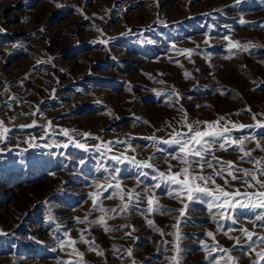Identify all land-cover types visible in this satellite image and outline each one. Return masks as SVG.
<instances>
[{
	"label": "rangeland",
	"instance_id": "obj_1",
	"mask_svg": "<svg viewBox=\"0 0 264 264\" xmlns=\"http://www.w3.org/2000/svg\"><path fill=\"white\" fill-rule=\"evenodd\" d=\"M241 19L244 24L239 23ZM262 24L264 0H241L239 4L235 0H0V28L4 29L0 32V120L12 129L7 145L12 150L0 156V233H4L0 234V264H64L71 251L60 248L59 241L67 239L65 231L85 253L83 264H132L133 259L136 264H170L171 245L167 249L161 245L174 241L167 233L177 231L172 226L181 205L166 195L167 187H149L156 182L151 169L119 165L125 192L155 193L158 203L173 211L168 215L109 212V227L130 224L138 231L131 239L124 237L128 228L106 234L103 227L88 223L101 215L91 211L89 194L97 191V185L108 183L109 173L101 161L113 165L94 150L85 152L71 143L65 149V138L58 130L88 132L105 142L127 141L135 149L126 152L127 156L141 161L154 157L156 167L166 171L165 154L174 149L153 145L146 137H166L171 129L165 124L176 126L181 105L191 120L226 116L251 125L252 114H264ZM229 40L249 42L250 47L233 49ZM174 91L183 97L179 104ZM37 109L38 114L31 115ZM33 121L41 126L52 121L49 131L54 134L41 140L43 128L21 129ZM233 134L238 138L248 130ZM252 134L255 140L247 143L249 150L257 142L264 145V129ZM33 136V144L40 147L24 143ZM75 138L83 142L82 136ZM99 143L87 141L89 146ZM124 147L116 144L113 151ZM216 155L226 161L239 159L232 151L221 150ZM261 156L264 152L253 151V157ZM167 159L174 171L179 170L175 160ZM238 166L251 168L247 163ZM217 183L223 185V180ZM119 195L103 200L102 206L118 208ZM147 207L146 203L136 205ZM192 209L179 229L181 264H209L201 246L202 242L214 244L208 231L214 232L221 246L232 247L234 241L218 231V224L225 230L237 229L228 233L233 237L241 235V227L264 235V229L253 226L254 213L239 206L231 214L235 225L222 219L219 210L210 213L206 203H196ZM86 215L85 223L77 222L76 218L84 220ZM148 220L165 235L149 226ZM85 228L91 229L85 238L94 240L103 256L79 242ZM129 249L133 257L126 255ZM233 255L242 253L237 249ZM71 259L79 264V258ZM240 264H252V260L244 257Z\"/></svg>",
	"mask_w": 264,
	"mask_h": 264
},
{
	"label": "snow or ice",
	"instance_id": "obj_2",
	"mask_svg": "<svg viewBox=\"0 0 264 264\" xmlns=\"http://www.w3.org/2000/svg\"><path fill=\"white\" fill-rule=\"evenodd\" d=\"M237 4L241 0H235ZM60 5H57L59 7ZM87 18V17H85ZM239 23L244 24L245 21L241 19ZM167 26V25H165ZM264 27V24L261 25ZM4 29L0 28V32ZM99 31V30H98ZM128 29V32H131ZM103 35V33H101ZM123 35V34H122ZM149 44L153 43L152 40L147 41ZM208 41H205L207 43ZM100 43L107 44V40H101ZM229 45L233 49H244L247 50L250 47L249 42L231 41ZM173 47H175L173 45ZM187 54H190L191 50H186ZM189 73H185V76H189ZM163 83V81H161ZM22 86V82H21ZM176 96V103L179 104L183 97L178 91L172 93ZM9 100L15 102L16 97H9ZM5 107H10L9 104H5ZM181 111V118L177 121L176 126H173L170 122H166L165 126L171 131L167 133L166 137H157L152 135L146 137L150 140L153 145H166L169 148H173L174 151L165 154L163 163L167 165L166 171L159 170L155 163L154 157H150L148 160H138L136 156H127L125 153L128 151H135L127 141H103L100 137L93 136L91 133H71L68 129H59L58 134L65 138V142L62 146L66 149L69 144H73L75 147L82 149L85 152L94 150L99 154L100 157L111 162L113 166L109 167L103 160L101 161L102 166L106 172L109 173L105 179L108 181L105 185H97V191L89 194V198L92 200L93 208L91 211H99L101 215L94 221H88L89 224H94L103 227L105 233L120 231L122 228H128L129 231L124 233L125 238H133V233L138 231L134 225L126 224L121 225L117 228H111L107 225V214L109 212L117 213H133L139 211L141 215H154L157 212L162 215H168L173 210L161 206L157 199L156 194L152 195L141 194L134 190L124 191L121 184V168L119 165L128 163L139 169H151L155 175L151 178L156 181L149 187L152 189H161L167 187L166 195L171 199L176 200L180 203L181 207L176 211L179 212V216L176 219V223L172 226L177 229L175 233H167L175 237L174 241H163L161 248L167 249L168 245H171L170 250L173 254L168 257L170 264H181V257L183 249L181 247V241L183 236L180 232V225L182 221L186 220V217L190 214L192 205L196 203H206L207 210L212 213L213 210H219V215L222 219H230L231 224L235 225L237 220L231 218V214L236 210L237 206L240 209H247L254 213V227L264 229V156L253 157V151L259 150L264 152V145L257 142L255 149L249 150L247 143H251L255 140V136L252 134L253 131H259L264 129V114L254 113L252 114L253 124L245 125L243 123H237L228 119L226 116H220L214 121H202V120H191L187 110L181 105L178 109ZM246 112H251L250 108L245 109ZM38 109L33 111L31 115H37ZM27 115V114H22ZM235 115H240L236 113ZM262 117L258 119L257 117ZM119 119V117H117ZM145 124L150 122L144 121ZM53 122L48 121L47 126L37 125L35 121L31 124L21 125V129H31L36 127L43 128L45 132L44 136H41V140H47L49 136L54 133L49 131L52 127ZM248 130L247 135L240 137L234 136V131L244 132ZM157 132H162V129H157ZM12 129L5 126V121L0 120V156L6 151H11L8 148L10 135ZM76 136H82L83 142L76 139ZM89 139L100 141L99 144L89 146L87 141ZM36 137H31L30 140H25L24 143L30 146L40 147L39 144H33ZM59 143V142H58ZM116 144L125 145L121 151L117 149L113 151ZM158 151L162 149L158 148ZM229 152L239 154L238 161H226L216 155L217 151ZM171 157L181 167L179 170L174 171V165L170 163L167 157ZM83 163V161H81ZM239 163H247L251 165V168H241L238 166ZM208 169L211 172L205 174ZM217 179L223 180V185L217 183ZM114 182V183H113ZM232 182L239 183L242 187H235ZM139 183V182H138ZM103 190V191H101ZM111 190V191H110ZM103 193H107L104 195ZM119 193V199L121 201L118 208L107 209L102 206V201L105 199H112L115 194ZM146 196V198H145ZM208 200L205 201L204 198ZM146 203L147 209L136 208V205ZM110 219L111 217H107ZM216 219L215 216L212 217ZM78 223H85L87 221V215L84 220L76 218ZM259 222V223H255ZM149 226L155 228V231L159 232L161 236L165 233L158 227H155L153 220H148ZM218 231H222L229 240H233L234 243L231 248L223 247L216 240L214 232H206L207 237L214 241L213 246H208L202 242V248H205L208 255L205 257L209 261V264H240V260L244 257H249L252 260V264H264V235H258L247 228H239L238 231L241 233L240 236H230L229 232L237 230L228 228L227 230L217 225ZM85 233L91 234L90 228L81 230L79 242L88 245L89 251H94L96 255L103 256V251L99 246L95 245V241H89L85 238ZM4 234V233H0ZM66 240H60L61 250L70 248L68 252L70 257L64 264H78V261L71 259L75 256L79 258V264H83L85 253L79 251L76 247L77 240L72 239L70 233L65 231ZM138 240V237L134 238ZM247 241L246 244H242L241 240ZM239 249L242 253L241 256L237 257L233 255L235 250ZM259 249V250H258ZM114 251H120L114 249ZM126 255L133 257L134 252L132 249L127 250ZM122 259L123 256L117 257ZM132 264H136L133 259Z\"/></svg>",
	"mask_w": 264,
	"mask_h": 264
}]
</instances>
